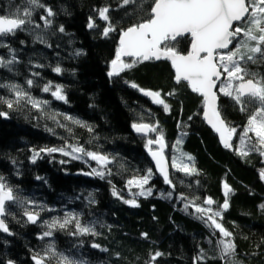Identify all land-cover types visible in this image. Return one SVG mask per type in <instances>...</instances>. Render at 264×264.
Masks as SVG:
<instances>
[{"label":"trees","instance_id":"16d2710c","mask_svg":"<svg viewBox=\"0 0 264 264\" xmlns=\"http://www.w3.org/2000/svg\"><path fill=\"white\" fill-rule=\"evenodd\" d=\"M39 3L43 7L33 8L29 0H0V15L18 10L30 21L2 38L0 60L13 62L0 66V85H15L46 102L39 109L25 100L11 109L0 103V112L6 113L0 116V178L23 202L12 201L5 207L3 221L10 235L0 233V264H35L33 257L45 256L49 246L77 264H264V208L260 207L264 186L257 180L259 160L252 159L250 147L240 141L232 153L220 149L202 122V99L186 84L174 82L167 62L143 61L119 75H108L121 31L147 19L152 0H137L125 7L120 6L121 0ZM105 7L108 21L99 18L98 10ZM46 8L54 15L48 16ZM25 10L31 11L30 17H24ZM41 17L50 23L46 25ZM90 19L93 28L88 27ZM109 23L115 30L105 37L103 29ZM189 46L188 38L176 44L181 54H187ZM257 57V63L249 61L245 66L264 79V58ZM57 67L60 73L54 71ZM132 83L138 87L132 88ZM56 87L62 89L65 100L52 96ZM140 89L160 92L170 112L154 119L142 114L143 106L135 105L144 100ZM0 97L16 100L6 86H0ZM219 102L228 126L245 125L254 111L252 105L251 111L241 112L223 95ZM146 120L160 125L167 141L181 140L172 157H177L178 164L194 166V173L173 169L171 184L155 175L145 151L131 135L132 124ZM73 146L106 157L107 162L100 161V166L83 153H72ZM242 147L248 150L247 156L239 154ZM53 148L69 155L41 151ZM150 169L143 191L151 194L139 195L141 189L128 181L146 176ZM96 172H103V177ZM220 182L228 184L236 196L220 221L230 237H222L209 227L211 221L198 219L200 214L190 207L193 201L215 198ZM125 200H135L138 207ZM26 212L38 213L37 221H28ZM69 215L92 227L96 235H73V222L43 236L48 224L63 222ZM221 239L235 245L231 257L222 255ZM156 252L161 255L153 262ZM201 254L203 258L197 260ZM44 264H57V257Z\"/></svg>","mask_w":264,"mask_h":264},{"label":"snow or ice","instance_id":"6c2138e0","mask_svg":"<svg viewBox=\"0 0 264 264\" xmlns=\"http://www.w3.org/2000/svg\"><path fill=\"white\" fill-rule=\"evenodd\" d=\"M137 0H121V7L129 4H135ZM29 4L35 7H43L39 0H29ZM48 16L54 15L51 9H45ZM99 18L108 21L107 7L98 10ZM31 11L25 10L24 17H30ZM41 19H45L41 17ZM29 20L22 18L16 13L9 12L7 16L0 15V46H4L2 38L8 35H14L17 30H22ZM50 21L45 19V24ZM89 28L95 27L94 22L90 19ZM115 29L109 23L103 29V35L106 37ZM63 31V28L60 29ZM190 37V50L186 55L181 54L176 44L180 42V38ZM235 42V43H234ZM233 46V47H230ZM220 50H226L221 52ZM259 54L260 58H264V0H152V6L148 13L147 19L141 22L130 25L120 33L119 45L116 49L115 58L111 61L112 70L109 71V77L119 75L124 69L134 67L137 63L147 61L150 59L160 60L166 59L171 62L175 69V81L181 83L186 81L191 91L199 94L203 100V115L204 119L216 131L224 147L230 148L229 140L236 134V127L228 126L222 119L221 112L217 105L219 95L230 97L236 105H240V111L246 112L249 105H253L254 111L248 116L246 124L243 126L240 141L242 145L250 147V150L257 151L261 156H264V79L257 78V74L249 72L245 66L247 62L257 63ZM122 57H132L131 63H126ZM13 61L0 60V66H6ZM56 73H60L59 67L55 68ZM223 77V78H222ZM246 77H250L247 78ZM238 82V83H236ZM29 86H32L33 81H27ZM9 87L16 96V100H5L0 97V103L7 104L11 109L14 104H19L21 100L30 103L33 108L39 109L44 101H38L29 96L22 89L15 85H0ZM132 88H137L135 83L130 85ZM50 85L45 86L43 91L48 92ZM216 89V91H214ZM140 91L147 97L152 99L155 104L163 105L165 112L169 111V105L163 99H160L161 93L158 91L143 90ZM52 96L57 100H65L62 95V89L56 87L52 91ZM171 95V93H170ZM247 98V99H245ZM258 105V106H257ZM0 116H6V113L0 112ZM71 119L70 117H65ZM191 119V117H190ZM80 124V121H73ZM83 126V125H81ZM132 127L137 132L147 133L156 131L155 126L149 124H133ZM252 134L250 136L249 134ZM253 137L255 139H253ZM157 143L160 145L159 151H152L149 148V154L156 163V169L160 175L163 176L166 184H171L172 181L169 176V171L164 163L163 156V137L158 136L155 140L149 139L146 147ZM181 140L178 139L176 144L179 145ZM41 151L55 152L61 151L64 155H69L63 149H43ZM241 156H247L248 150L241 148L238 150ZM72 153H83L92 160L97 162H107V158L100 156L93 152H85L81 147H72ZM38 153L34 154L35 160ZM73 158H78L73 156ZM191 161L193 158L187 156ZM172 168L178 171H183L188 175L195 172V168L188 164L177 163V157L172 158ZM96 171L95 169L93 170ZM97 175L103 177V172H96ZM152 174L150 169L147 176L139 179L129 180L128 185H138L142 188L148 183V179ZM260 178L264 180V170L260 171ZM224 202L220 205V210L212 211L209 208H203L195 205L193 207L196 213L200 215L198 219L205 222L211 221L209 227H214L219 231L222 237H230L231 233L227 231L221 223L215 218H223L222 213L229 209V196L232 189L228 184H224ZM139 195H150L151 191L147 193L141 191ZM113 195H116L113 192ZM17 201L13 190L8 187L0 178V216L5 213V202ZM124 203L133 207H138L135 200H125ZM204 203L211 206L214 201L205 199ZM188 204L185 205L187 209ZM264 208V204L260 206ZM28 221L35 223L38 218V213L33 214L26 212ZM75 222V232L73 235H96L92 227L81 225L79 218L76 216H66L63 222L52 221L47 225L49 231H45L43 236H51L52 231L56 227L60 229L66 228L70 223ZM0 229L7 231L3 220H0ZM146 237V234H144ZM43 238V237H41ZM221 246V253L224 257H231L235 253V245L231 240L221 239L219 241ZM93 248L99 245L92 244ZM161 253L156 252L151 256V261H155ZM55 256L57 257V264H77L76 261L70 260L62 254H57L52 246H49L45 256H34L35 264H44L45 260ZM203 258L198 256L196 259ZM83 264V262H80ZM230 264H235L230 261Z\"/></svg>","mask_w":264,"mask_h":264},{"label":"flooded vegetation","instance_id":"af4514ba","mask_svg":"<svg viewBox=\"0 0 264 264\" xmlns=\"http://www.w3.org/2000/svg\"><path fill=\"white\" fill-rule=\"evenodd\" d=\"M124 62L126 61V60H123ZM218 99H219V96H218ZM247 99V98H246ZM233 103L235 104V102L233 101ZM220 102H218V108H219V110H220ZM230 104V103H229ZM135 105H138V107L140 108V107H142L143 106V108H140L139 110H141L142 111V114H144V115H146L149 119H154V117L155 118H158L159 116H162V114H167V112H165L164 111V109H163V105H154L151 101H149V100H146V99H144L143 101H139V102H137V103H135ZM252 105H249L248 106V109H247V111H251V109H250V107H251ZM258 106V105H257ZM145 107V108H144ZM253 107H255V106H253ZM237 108L238 109H240V105H237ZM202 110H203V101H202V109H201V116H202ZM168 112H170V110L168 111ZM201 119H202V117H201ZM224 120V119H223ZM146 121H149V122H147V123H142V122H140V123H134V124H149V125H151V126H155L156 127V131H150V132H147L146 134H140V135H135L134 133H133V127H131V135H132V138H133V140L137 143V145H139L140 147H142L143 148V150L145 151V154L147 155V157H148V153H149V148H151V150L152 151H157V150H159V147H157L156 146V144L157 143H154V144H152V145H150V146H148V147H146V145H147V141L149 140V139H153V140H155L158 136H161L162 135V137H163V144H164V146H165V150H164V155H165V158L168 160V163H169V169H170V173H169V176L171 177V170L172 169H174V168H172V159H171V156L175 153V152H177V147H178V145L176 144V142L175 143H171V141H167L165 138H164V136H163V134H162V131H161V129H160V125H156V124H152V122L150 121V120H146ZM247 121V120H246ZM202 122H203V120H202ZM226 123V122H225ZM227 124V123H226ZM133 125V124H132ZM205 125V124H204ZM206 126V125H205ZM244 126V125H243ZM243 126H241V125H237V126H234V124H233V126L232 127H236V129H237V132H236V134L234 135V140H233V142H232V144H231V150L230 151H227L226 149H223L220 145H219V143H218V141H217V138L215 137V139H216V142H217V144L219 145V147H220V149L222 150V151H224V152H228V153H232L233 152V148L237 145V143L239 142V137H240V135L242 134V131H243ZM207 128V127H206ZM208 129V128H207ZM212 133V132H211ZM250 136H252V134L250 133L249 134ZM253 139H254V137H253ZM175 144V145H174ZM250 151V153L251 154H253V156H252V159L254 158V159H256L258 162H256V164H255V171H256V177H257V180H258V182L259 183H261L263 186H264V180H261V178H260V171L261 170H264V159H262L263 158V156H261L260 154H259V152H257V151H255V152H253L252 150H249ZM149 159V158H148ZM156 175V174H155ZM157 176V175H156ZM158 177V176H157ZM159 179H161L160 177H158ZM161 180H163V179H161ZM164 181V180H163ZM218 186H220L221 187V190L220 191H218V193L216 194V196H215V198H208V197H206V198H204V199H202V201L201 202H196V201H193L194 202V204L195 205H198V206H202L203 208H211L212 209V211H218V210H220V205H222L223 204V202H224V199H225V196H224V190H222V188H223V186H224V182H220L219 183V185ZM236 196L235 195H233L232 193L230 194V196H229V205L231 206V203H232V201H233V199L235 198ZM205 199H211V200H213L214 201V203L211 205V206H209V205H207V204H205L204 203V200ZM264 204V203H263ZM193 205V203L190 205V207H192V209H193V211H195V209H194V207L192 206ZM229 206V207H230ZM199 214V213H198ZM223 214V213H222ZM208 215H210V213H208V214H206L205 215V218L207 219V216ZM219 223H220V221H221V218L220 217H216L215 218Z\"/></svg>","mask_w":264,"mask_h":264},{"label":"water","instance_id":"95a60500","mask_svg":"<svg viewBox=\"0 0 264 264\" xmlns=\"http://www.w3.org/2000/svg\"><path fill=\"white\" fill-rule=\"evenodd\" d=\"M119 39H120V37H119ZM180 39H181V38H180ZM188 39L190 40V37H188ZM118 45H119V40H118ZM230 47H232V46H230ZM189 50H190V46H189ZM220 51H221V52H224V51H226V50H220ZM184 55H186V54H184ZM122 60H133V58H132V57H122ZM149 61H154V62H156V63H158V62H167V63L169 64V66H170V69H171L173 75H174V82L176 83V81H175V69L172 67L171 62H170L169 60H166V59H160V60L150 59V60H147V61H144V62H149ZM111 70H112V68H111ZM222 78H223V77H222ZM182 83H184V84L187 85L188 89L190 90V92H191L192 94L197 95L198 97H200V98L202 99V97H201L199 94L194 93V92L191 91V89H190V87L188 86V83H187L186 81H182ZM176 84H178V83H176ZM214 91H216V89H214ZM140 95H141L144 99L149 100V101L152 102V99H151L150 97L145 96L142 92L140 93ZM160 99H161V98H160ZM202 101H203V100H202ZM218 102H219V99L217 100V105H218ZM152 103H153V102H152ZM153 104H154V105H159V104H155V103H153ZM203 112H204V109L202 110V116H201V117H202V120H203L204 124L206 125V127H207V128L212 132V134L217 138V141H218L219 145H220L223 149H226L227 151H230V150H231V147H230V148H226V147H224V144H223V143L221 142V140H220V136H219V134H218L216 131H214V129L210 126V124L204 119ZM132 130H133V133H134L135 135L145 134V133H143V132H137L136 130H134V128H133ZM233 140H234V135H233L232 138L229 140L230 145L232 144ZM156 146L159 147V150H160V145H159V144H156ZM159 150H157V151H159ZM164 150H165V146L163 147V153H162V154H163V156H164V163L166 164V166H167V168H168V171H169V173H170L169 163H168L167 159L165 158ZM148 158H149V160H150V162H151V165H152V167H153V169H154L155 174H156L158 177H160L161 179H163V176H161L160 173H159V171L156 169V163H155V161L152 159V156H151L149 153H148ZM163 180H164V179H163ZM11 202H12V201H6V202H5V207H6V205H7L8 203H11ZM4 215H5V213H4ZM4 215H3V216H0V220H3ZM3 222H4V221H3ZM4 224H5V223H4ZM5 227H6V226H5ZM0 233H1V234H6V235H10V232H9L8 230H7V231H4V230L0 229Z\"/></svg>","mask_w":264,"mask_h":264},{"label":"rangeland","instance_id":"374dc122","mask_svg":"<svg viewBox=\"0 0 264 264\" xmlns=\"http://www.w3.org/2000/svg\"><path fill=\"white\" fill-rule=\"evenodd\" d=\"M236 83H238V82H236ZM222 95V94H221ZM255 139V138H254ZM239 142H240V139H239ZM254 152V151H253ZM101 156V155H100ZM173 157L171 156V159H172ZM262 159H264V156H263V158ZM94 162H96V163H98V164H100L101 162H97L96 160H93ZM100 166H102V164H100ZM173 170V169H172ZM148 175V174H147ZM146 175V176H147ZM140 177H138V178H136V179H139ZM142 178V177H141ZM147 184H145V185H143L142 186V188L140 187V186H138V185H133L132 187H135V188H140L141 189V191H143V189H144V187L146 186ZM214 228V227H213ZM215 229V228H214Z\"/></svg>","mask_w":264,"mask_h":264}]
</instances>
